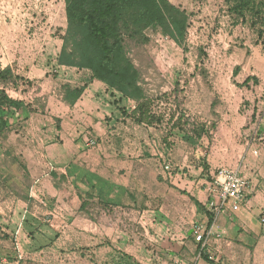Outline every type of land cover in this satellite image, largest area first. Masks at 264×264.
Returning a JSON list of instances; mask_svg holds the SVG:
<instances>
[{
  "label": "rangeland",
  "instance_id": "rangeland-1",
  "mask_svg": "<svg viewBox=\"0 0 264 264\" xmlns=\"http://www.w3.org/2000/svg\"><path fill=\"white\" fill-rule=\"evenodd\" d=\"M166 1L186 13L183 39L156 26L125 36L144 93L140 103L92 80L87 70L75 68L58 80L65 0H0V64L11 70L0 90L32 115L55 119L60 130L57 119H70L71 145L79 139L86 154L128 159L137 178L119 206L85 200L89 194L73 183L49 198V179L66 184L65 176L49 173V145L27 141L35 167L21 149L14 156L24 189L0 181V264H195L197 249L190 261L176 262L159 244L158 173L165 165L208 171L212 159L210 184L231 161L245 159L264 171V14L238 12L236 0ZM65 85L85 87L77 111L63 110ZM18 128L10 126L0 148L16 139ZM90 141L94 147H87ZM86 169L93 173V162ZM15 194L31 195L33 216L25 225L18 206L8 212ZM241 261L239 255L230 263Z\"/></svg>",
  "mask_w": 264,
  "mask_h": 264
},
{
  "label": "crops",
  "instance_id": "crops-1",
  "mask_svg": "<svg viewBox=\"0 0 264 264\" xmlns=\"http://www.w3.org/2000/svg\"><path fill=\"white\" fill-rule=\"evenodd\" d=\"M56 66L62 74L58 80L65 77L63 73L68 74L76 70L75 68ZM43 74L46 75L45 72H42L37 76ZM41 94L44 95V91ZM61 105L63 110L67 109L69 113L73 107L76 108V111L79 109V105L78 107L75 106L76 104L71 106L65 101ZM54 120L41 114L32 115L31 112L25 110L22 117L14 122L19 124V128L16 130V139H12V143L8 141L11 138L6 140L5 146L0 148L1 183L6 182V186H11L13 183L18 188L24 189V181L21 180L14 156L18 153L17 149H21L22 155L28 160L27 164H32L35 167L34 160L27 157V155L30 156V153L25 152L29 147L27 141L35 139L37 144L39 140L49 145L45 147L49 150V173L58 172L59 176H65L66 180V184L64 182L60 184V179H49V198H57L56 190L57 192L59 189L63 191L67 185L71 186L73 183L77 189L81 188L82 191L85 189V194H89V199L85 200L111 206L127 204L129 189L137 180L132 169L128 166V159L124 160L116 154H111L109 159L104 158L102 154H98L97 158L95 154H86L79 139L73 145L67 139L70 136V130L67 127L70 119H57L56 122L61 120L63 130L55 127ZM48 138L49 141L46 140ZM92 162L93 173L86 169ZM208 164L210 167L208 171H203L200 166H187L182 170L178 165H175L178 166L177 168L169 165L170 171L161 169V172L158 173L157 212L160 218L158 221L161 229H159L158 235L161 248L169 250L176 262H181L179 258L190 261L197 249L198 257L195 258V264H209L201 258L198 244L194 240L193 227L196 224H201L207 228L212 217L210 226L207 228L208 231H211V235L203 255L214 261L213 264L230 263L239 255L242 264H264V235L259 221L260 212L264 208V171L247 166L245 159L228 163L230 168L238 170L249 180L250 188L246 203L237 211H232L227 206L223 212L215 215L211 210L212 206H217V200L213 199L208 191L210 186L208 180L216 167L214 159H212V163ZM11 172H13L12 175H10ZM90 182L91 186L86 188L84 183ZM30 197L31 195L21 197L15 194L8 201L11 205V208L7 207L8 212H12L17 206L21 209L19 215L24 217L23 225L33 216L28 206L31 203ZM0 213L3 212L0 211ZM19 234L24 235L22 229ZM181 263L186 264L187 261Z\"/></svg>",
  "mask_w": 264,
  "mask_h": 264
},
{
  "label": "trees",
  "instance_id": "trees-1",
  "mask_svg": "<svg viewBox=\"0 0 264 264\" xmlns=\"http://www.w3.org/2000/svg\"><path fill=\"white\" fill-rule=\"evenodd\" d=\"M236 1L238 12L264 14V0ZM65 15L67 29L58 65L90 71L92 80L140 103L144 93L138 71L126 53L125 36H135L147 27L156 26L162 34L179 41L187 29L186 13L166 0H65ZM10 74L11 70L1 68L0 64V81ZM84 90L85 87L65 85V102L73 106ZM25 110L24 102L11 99L0 90V140ZM211 221L212 217L207 228ZM200 254L206 263L213 264L208 256ZM4 255L7 257V253Z\"/></svg>",
  "mask_w": 264,
  "mask_h": 264
},
{
  "label": "built area",
  "instance_id": "built-area-1",
  "mask_svg": "<svg viewBox=\"0 0 264 264\" xmlns=\"http://www.w3.org/2000/svg\"><path fill=\"white\" fill-rule=\"evenodd\" d=\"M94 143V141H90L87 143V147H94ZM164 170L170 171V166L165 165ZM249 188V180L238 170L227 167L218 169L208 188L212 198L217 200V206H212L211 211L217 215L223 212L227 206H229L232 211H237L246 203ZM259 221L264 229V211H262ZM193 233L195 242L200 244L199 253H203L208 238L211 235V231H208V229L201 224H196L193 227Z\"/></svg>",
  "mask_w": 264,
  "mask_h": 264
}]
</instances>
